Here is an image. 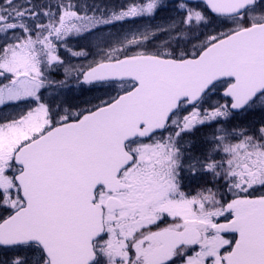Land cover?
Wrapping results in <instances>:
<instances>
[{"label":"snow or ice","instance_id":"snow-or-ice-1","mask_svg":"<svg viewBox=\"0 0 264 264\" xmlns=\"http://www.w3.org/2000/svg\"><path fill=\"white\" fill-rule=\"evenodd\" d=\"M0 264H264V0H0Z\"/></svg>","mask_w":264,"mask_h":264},{"label":"rangeland","instance_id":"rangeland-1","mask_svg":"<svg viewBox=\"0 0 264 264\" xmlns=\"http://www.w3.org/2000/svg\"><path fill=\"white\" fill-rule=\"evenodd\" d=\"M140 26L141 25L139 23H131V22H129V23H125L123 25V27H120V26H116V28L114 27L113 31L114 32H124L125 30L129 31L130 29H135L136 27H140ZM69 97H70V99L72 101V96H69ZM213 99H219V98H217V95H216V96L213 97ZM253 116H255V118L261 117V115L259 113L255 114ZM255 122H259V121H255Z\"/></svg>","mask_w":264,"mask_h":264},{"label":"trees","instance_id":"trees-1","mask_svg":"<svg viewBox=\"0 0 264 264\" xmlns=\"http://www.w3.org/2000/svg\"><path fill=\"white\" fill-rule=\"evenodd\" d=\"M88 2L89 3H92L93 2V0H88ZM95 2L96 3H103V4H108V5H118V4H120V3H122V2H124V0H95ZM162 15H166V14H162ZM116 28V27H115ZM124 32H127V30H125ZM221 97V93H219V94H217V98H220ZM262 118V116L261 117H257V118H255V116H250V117H248V119L250 120V121H253V122H255V121H259L260 119Z\"/></svg>","mask_w":264,"mask_h":264},{"label":"flooded vegetation","instance_id":"flooded-vegetation-1","mask_svg":"<svg viewBox=\"0 0 264 264\" xmlns=\"http://www.w3.org/2000/svg\"><path fill=\"white\" fill-rule=\"evenodd\" d=\"M68 102H69V103H73V104H75V103H79V100H77L75 97L72 96V101H71V99H70V97H69V98H68Z\"/></svg>","mask_w":264,"mask_h":264}]
</instances>
